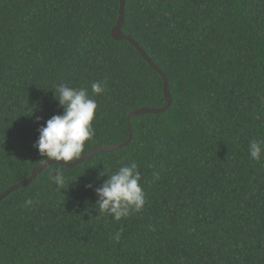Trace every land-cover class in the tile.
Wrapping results in <instances>:
<instances>
[{
  "label": "trees",
  "instance_id": "trees-1",
  "mask_svg": "<svg viewBox=\"0 0 264 264\" xmlns=\"http://www.w3.org/2000/svg\"><path fill=\"white\" fill-rule=\"evenodd\" d=\"M119 1L0 0V194L43 163L55 85L97 101L83 155L125 142L129 112L165 107L162 78L111 38ZM121 31L172 105L131 117L126 147L63 167L64 189L53 164L2 200L0 264H264V156L249 155L264 140V0H126ZM132 162L147 202L116 221L94 188Z\"/></svg>",
  "mask_w": 264,
  "mask_h": 264
},
{
  "label": "clouds",
  "instance_id": "clouds-1",
  "mask_svg": "<svg viewBox=\"0 0 264 264\" xmlns=\"http://www.w3.org/2000/svg\"><path fill=\"white\" fill-rule=\"evenodd\" d=\"M53 89L54 98L63 112L53 115L38 129L39 137L33 146L38 149L44 164L51 160L60 165L51 170L49 175L58 188L64 189L65 177L61 169L79 160L85 152V143L95 137L93 121L98 104L89 96L87 88H74L61 82ZM91 89L95 95H100L104 86L101 82H94ZM40 119L37 117V122ZM249 155L252 160L259 162L264 156V140L252 139L249 143ZM100 175H106L107 179L101 187L94 188L99 213H106L120 221L143 210L147 202L146 193L140 183L141 173L135 162L121 166L111 175L102 172ZM86 187L93 188V185L88 184ZM120 235L118 231L113 239L119 241Z\"/></svg>",
  "mask_w": 264,
  "mask_h": 264
},
{
  "label": "water",
  "instance_id": "water-1",
  "mask_svg": "<svg viewBox=\"0 0 264 264\" xmlns=\"http://www.w3.org/2000/svg\"><path fill=\"white\" fill-rule=\"evenodd\" d=\"M125 2H126V0H120L119 1L118 18H117V22H116L115 26L111 30V38L116 42L125 41V42H128L130 45H132L136 49V51L139 53L140 57L150 66V68L153 71H155L162 78V80H163V98L166 102V105L163 108H156V109L141 108L139 110L129 112L127 114V117H126L127 130H128L129 135H128V139L125 142L120 143L118 145H114V146H107V147L98 148L96 150H92L91 152L83 155L79 160H76L73 163H69V164L65 165L66 168H69V169L74 168V167L82 164L83 162H85L86 160H88L89 158H91L97 154L117 151L119 149L126 147L131 142V139H132V131H131V125H130L131 117L141 116V115L162 114V113L166 112L170 108V106L172 105V98H171V94L169 92L168 81H167V78L165 77V75L158 69V67L155 65V63L149 58V56L138 45V43H136L132 38L125 36L121 31V29L124 25ZM60 163L64 164V162H60ZM53 164H58V163L50 160L47 162V164L42 163L41 165L33 168L31 171V175L27 179L19 182L18 184L12 186L11 188H8L2 194H0V202L2 200H4L7 196H9L12 192L17 190L18 188L28 186L36 178V176L38 174H40L43 170H45L47 167H49Z\"/></svg>",
  "mask_w": 264,
  "mask_h": 264
}]
</instances>
